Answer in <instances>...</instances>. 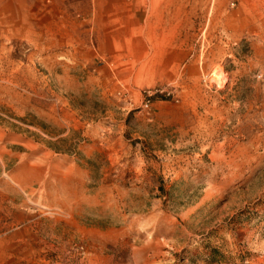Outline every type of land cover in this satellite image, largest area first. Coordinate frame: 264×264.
Instances as JSON below:
<instances>
[{"label":"rangeland","instance_id":"obj_1","mask_svg":"<svg viewBox=\"0 0 264 264\" xmlns=\"http://www.w3.org/2000/svg\"><path fill=\"white\" fill-rule=\"evenodd\" d=\"M40 1L0 12V264H264V0Z\"/></svg>","mask_w":264,"mask_h":264},{"label":"crops","instance_id":"obj_2","mask_svg":"<svg viewBox=\"0 0 264 264\" xmlns=\"http://www.w3.org/2000/svg\"><path fill=\"white\" fill-rule=\"evenodd\" d=\"M29 1H32V0H0V12L1 13L3 12L4 15L8 12L11 13L14 9V6L19 4L21 8V12H23L26 15V21H28L29 20V13H28ZM52 1H53L52 3H55V0H52ZM37 2H41V1L37 0Z\"/></svg>","mask_w":264,"mask_h":264}]
</instances>
